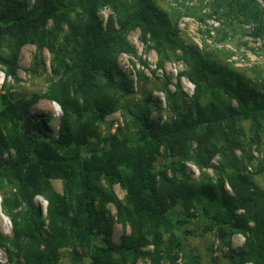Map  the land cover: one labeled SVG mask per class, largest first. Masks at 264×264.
Returning <instances> with one entry per match:
<instances>
[{
	"label": "trees",
	"instance_id": "1",
	"mask_svg": "<svg viewBox=\"0 0 264 264\" xmlns=\"http://www.w3.org/2000/svg\"><path fill=\"white\" fill-rule=\"evenodd\" d=\"M209 2L212 15L241 22L264 41V0ZM136 30L156 53L157 69L174 56L186 65L178 93L167 92L173 116L163 123L152 118L153 107L163 110L151 96L135 111L122 105L133 85L118 58L136 55L128 40ZM27 45L38 56L51 54L56 80L28 97H15L7 85L0 94V192L12 231L0 233L3 264H60L63 249L72 264H176L183 255L177 208L188 220H208L205 230L226 246L228 264H264V190L253 178L264 173V74L248 77L186 45L178 23L153 0H0L6 79L19 82ZM182 77L194 86L191 96L181 91ZM43 100L61 110L56 131L49 113L32 114ZM120 109L133 141L121 131L102 135L101 125ZM188 163L200 171L198 180ZM53 180L62 182V193ZM115 186L126 192L123 200ZM38 197L47 202L46 215ZM115 223L124 229L119 243L112 239ZM238 234L241 248L232 244Z\"/></svg>",
	"mask_w": 264,
	"mask_h": 264
},
{
	"label": "rangeland",
	"instance_id": "2",
	"mask_svg": "<svg viewBox=\"0 0 264 264\" xmlns=\"http://www.w3.org/2000/svg\"><path fill=\"white\" fill-rule=\"evenodd\" d=\"M31 5L32 0H26ZM156 5L168 13L169 17L178 23L179 35L186 45L196 46L211 58L221 61L232 69L254 78L259 73L264 74V41L254 39L249 35V27L238 21H230L226 17L212 15V7L209 0H153ZM262 2V0H259ZM264 5V2H263ZM110 15L109 9H102L100 16L106 22ZM128 40L136 50V55L125 52L119 55L118 63L120 68L128 75L133 85V93L122 100V105H129L135 111L138 104L142 103L148 96L158 102L162 107L160 113L154 107L152 118L156 122L163 123L170 120L173 114L170 111L167 92L178 93L177 78L185 70L186 65L179 57H172L166 64L164 70L157 69V56L153 50H148L141 42L138 30L129 33ZM181 56V54H180ZM146 63V64H144ZM167 77L170 84L167 85ZM19 82L6 79L0 67V94L4 93L3 86L7 85L15 97L30 96L34 93H43L49 85L56 80L51 71V54L44 50L42 56L37 55L36 47L25 46L20 55ZM181 91L191 96L194 86L184 77L181 78ZM181 97L183 96L180 94ZM49 113L54 121L49 125L55 131L58 126V119L61 110L56 103L43 100L35 106L33 115ZM128 115L124 109L109 115L106 122L101 125L103 136H108L119 132L123 137L130 140L135 139L134 129L126 122ZM247 130L248 123H243ZM264 152V149L261 152ZM262 152V153H263ZM254 152L260 160L263 154ZM163 161H158L157 168L162 167ZM219 163V157L213 161ZM193 179L198 180L200 171L191 163L187 164ZM253 173V167L249 168ZM214 177L212 169L206 171ZM255 183L264 190V173L253 174ZM54 189L62 193L63 185L60 180H53ZM7 184L5 191H10ZM115 193L119 199L123 200L126 192L119 186H115ZM37 204L43 215H46L47 202L42 198H37ZM112 215H115V208L109 205ZM175 217L183 222L180 224L176 235L182 239L183 255L176 264H228L226 255L227 248L218 239L215 232L206 231L209 222L198 215L197 218L188 220L181 209L177 208L173 212ZM123 227L115 223L113 226L112 239L119 243L123 234ZM0 233L10 236L11 222L2 210V194L0 192ZM245 242L242 235H235L232 244L235 248H241ZM70 249L61 251L60 264H72L70 261ZM7 258L0 248V264L6 263ZM137 264H149L146 260H140Z\"/></svg>",
	"mask_w": 264,
	"mask_h": 264
}]
</instances>
